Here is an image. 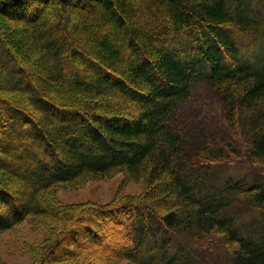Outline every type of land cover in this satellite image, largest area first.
Here are the masks:
<instances>
[{"label":"trees","instance_id":"trees-1","mask_svg":"<svg viewBox=\"0 0 264 264\" xmlns=\"http://www.w3.org/2000/svg\"><path fill=\"white\" fill-rule=\"evenodd\" d=\"M200 83L251 181L209 183L242 150L176 121ZM119 173L143 193L53 203ZM24 224L46 230L33 264H83L94 245L105 264H204L187 239L264 264V0H0V232Z\"/></svg>","mask_w":264,"mask_h":264},{"label":"rangeland","instance_id":"rangeland-1","mask_svg":"<svg viewBox=\"0 0 264 264\" xmlns=\"http://www.w3.org/2000/svg\"><path fill=\"white\" fill-rule=\"evenodd\" d=\"M254 53L257 55L261 52L257 50ZM224 115L218 97L206 83L194 86L190 101L180 106L175 115L180 125L189 122L193 131L198 125H202L206 133L217 135L221 141L242 150L243 154L240 158L212 166L211 169L204 171L208 172V182L216 186L230 180L251 181L259 173L258 168L246 156L243 141L225 124ZM143 190V187L137 183H125L124 175L119 173L110 179L88 182L81 188L59 189L53 197V203L59 208L80 204L107 205L127 196H139ZM105 224L104 242L114 244L118 238L115 234L116 226L111 221ZM45 236L46 230L42 226L33 224H24L15 232L11 230L0 232V264H33L35 252L43 243ZM189 240L193 239H187L191 251L193 248L196 249V256L204 264H230L221 247L214 246L204 250L195 245L196 242L192 245ZM84 250L82 257L85 256L86 259L83 264H105L104 257L109 250L104 249L102 245H94Z\"/></svg>","mask_w":264,"mask_h":264}]
</instances>
